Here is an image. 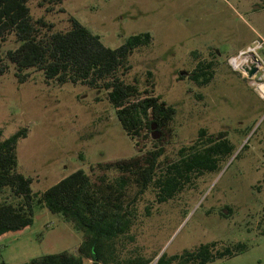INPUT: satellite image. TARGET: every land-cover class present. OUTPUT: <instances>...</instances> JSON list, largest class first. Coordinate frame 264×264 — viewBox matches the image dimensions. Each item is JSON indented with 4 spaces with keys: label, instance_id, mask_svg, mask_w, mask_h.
<instances>
[{
    "label": "rangeland",
    "instance_id": "1",
    "mask_svg": "<svg viewBox=\"0 0 264 264\" xmlns=\"http://www.w3.org/2000/svg\"><path fill=\"white\" fill-rule=\"evenodd\" d=\"M28 4L33 19L53 23L54 31L69 30L73 17L110 48L133 34L150 32L152 44L130 55L126 80L137 78L142 90H153L177 108L175 137L166 144V153L176 158L201 128L225 133L234 146L230 155L221 156L216 170L174 199L160 203L148 191L135 209V242L121 256L141 254L150 258L148 264H157L163 253L182 254L214 241L222 249L242 241L247 244L243 252L206 264H264V97L258 87L264 82V0ZM18 44L12 34L3 48ZM252 53L260 55L262 66L249 79L232 59H251ZM200 62L213 64L214 76L207 84L190 77ZM14 72L10 64L0 77L1 139L28 128L17 144L18 171L32 178L34 192H44L79 169L89 172L92 164L138 153L104 91L47 82L35 69L25 71L27 80L19 83ZM144 139L147 149L152 142ZM82 241L83 233L62 215L38 207L32 225L0 238V261L22 264L47 254H75Z\"/></svg>",
    "mask_w": 264,
    "mask_h": 264
},
{
    "label": "trees",
    "instance_id": "2",
    "mask_svg": "<svg viewBox=\"0 0 264 264\" xmlns=\"http://www.w3.org/2000/svg\"><path fill=\"white\" fill-rule=\"evenodd\" d=\"M29 1L0 0V77L12 64L19 83L27 80L25 71L35 69L47 82L82 84L104 91L138 153L92 164L89 172L79 169L44 192H34L32 178L18 171L17 144L28 135V128L4 139L0 130V238L32 225L36 208L43 207L71 222L83 233V241L75 254H47L22 264H148L150 258L141 254L121 256L135 242L138 201L152 191L163 203L196 187L197 180L216 170L221 156L230 155L234 146L225 133L209 134L201 128L193 142L179 148L176 158L169 157L166 144L175 137L177 108L153 90H142L137 78L126 80L132 69L130 55L152 44L151 33L133 34L119 47L110 48L100 35L73 17L67 31H54V24L44 18L34 20ZM39 1L43 5L54 0ZM12 34L19 44L5 51L4 43ZM212 67V63L200 62L190 77L207 84L214 76ZM147 76L152 78L153 72L149 70ZM153 123L161 133L158 139L153 138ZM144 138L152 142L147 149L142 145ZM246 248L245 242L237 241L218 249L214 241L182 254L163 253L157 264H206L233 257Z\"/></svg>",
    "mask_w": 264,
    "mask_h": 264
},
{
    "label": "water",
    "instance_id": "3",
    "mask_svg": "<svg viewBox=\"0 0 264 264\" xmlns=\"http://www.w3.org/2000/svg\"><path fill=\"white\" fill-rule=\"evenodd\" d=\"M250 56H251L250 57L251 59H249L250 61L246 60V62L241 67H238V69L241 72L246 73L249 79H252L260 72L262 61L258 58L256 53H252ZM157 127H158L157 123L152 124L154 139H158L161 135ZM225 213H227V211H225Z\"/></svg>",
    "mask_w": 264,
    "mask_h": 264
},
{
    "label": "bare ground",
    "instance_id": "4",
    "mask_svg": "<svg viewBox=\"0 0 264 264\" xmlns=\"http://www.w3.org/2000/svg\"><path fill=\"white\" fill-rule=\"evenodd\" d=\"M246 60H249V58H246V59L243 58L242 60H239L237 58H233L232 62H233V65L238 68V67H241L246 62ZM258 87H259V90H260L262 96L264 97V82L260 83L258 85Z\"/></svg>",
    "mask_w": 264,
    "mask_h": 264
},
{
    "label": "crops",
    "instance_id": "5",
    "mask_svg": "<svg viewBox=\"0 0 264 264\" xmlns=\"http://www.w3.org/2000/svg\"><path fill=\"white\" fill-rule=\"evenodd\" d=\"M252 47H254V46H251L250 48H252ZM256 52H257V50H256ZM256 54L259 56V58H261L260 55H259L258 53H256ZM260 60L262 61V59H260Z\"/></svg>",
    "mask_w": 264,
    "mask_h": 264
}]
</instances>
